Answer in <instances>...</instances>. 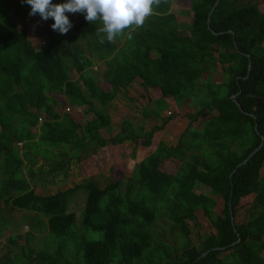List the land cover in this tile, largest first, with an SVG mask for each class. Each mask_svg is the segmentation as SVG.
I'll use <instances>...</instances> for the list:
<instances>
[{"label": "trees", "instance_id": "1", "mask_svg": "<svg viewBox=\"0 0 264 264\" xmlns=\"http://www.w3.org/2000/svg\"><path fill=\"white\" fill-rule=\"evenodd\" d=\"M187 1L188 33L169 12V0H162L132 40L103 44L96 33L99 25L78 13L75 19L69 16L74 26L64 38L49 21L44 44L33 48L25 32L4 10L0 13V218L4 211L35 213L58 239L51 253L26 248L27 264L58 259L62 264H264V12L239 0ZM99 62L106 90L88 70ZM205 69L219 72L220 81L213 84ZM202 77L206 99L197 101L199 109L188 117L176 145L158 142L134 165L122 190L121 179L111 178L101 185L85 180L62 192L37 195L20 178L19 144L63 148L85 157L124 143L150 147L153 134L170 120L160 118L163 99L177 105L195 100ZM136 79L158 98L150 112L159 124L146 131L122 120L118 132L104 139L100 133L108 130L111 102ZM65 108L71 113L83 108L84 122ZM195 122L199 127L191 128ZM170 159L178 162L173 175L159 170ZM200 186L209 195L195 193ZM79 190L84 202L75 227L68 198ZM247 196L251 203L238 221L239 202ZM216 199L222 201L218 214ZM196 212L214 230L197 246L188 241V223L196 220ZM160 217L169 238L180 245L154 240L152 227ZM89 231L100 238L92 239Z\"/></svg>", "mask_w": 264, "mask_h": 264}, {"label": "rangeland", "instance_id": "2", "mask_svg": "<svg viewBox=\"0 0 264 264\" xmlns=\"http://www.w3.org/2000/svg\"><path fill=\"white\" fill-rule=\"evenodd\" d=\"M242 4H254L260 12H264V0H239ZM53 3H56V0H53ZM170 9L169 12L173 14L176 18V21L180 27V30L188 33V28L190 25V14L188 12V1L187 0H169ZM0 5H4L5 9L0 6V13L3 10L7 13L5 16L14 21L17 28L25 32L26 37L32 42L34 46H37V42L44 41V36L46 30L49 28V23L54 22L52 19L44 21L37 14L36 16H29L30 6L26 3H21V0H0ZM13 8V9H12ZM68 16L72 18H76L78 13L72 14L67 13ZM60 38H64L65 36L59 34ZM264 46V42H263ZM101 64L100 62L90 69L93 72L95 78L99 77L101 72ZM204 73H208L207 69L204 70ZM205 76L210 77V81L215 84L218 83L221 79V74L219 72H210ZM98 80H100L98 78ZM204 78L196 84V95L195 100L192 102V99L184 104L177 105L171 98H166V106L165 110L160 111V118H170L168 123L166 124L168 128L172 126V132H167V134H163L162 132H156L153 134L151 139L150 149L153 151L158 141L163 142L169 146H175L177 143V139L185 130V125H188V117H191L199 108V104H197L198 100L206 99L204 95L203 84ZM98 84V83H97ZM98 86L105 90L106 85ZM134 91V90H133ZM133 98L128 101L120 100L117 102V111L109 112V115L112 119L111 127H114L111 131L115 133L119 130V124L122 120H129L133 126H142L146 131L149 130L152 126L158 125L159 120L156 119L153 115H151L150 110L154 107V103L156 100L155 95L148 90H144L143 88H138L133 92ZM152 99V100H151ZM154 101V102H153ZM129 102V103H127ZM164 102V103H165ZM112 105H114L111 102ZM143 108L146 110L147 116L143 114ZM155 108V107H154ZM64 111V110H63ZM68 113H71L69 111ZM73 113H71L72 115ZM198 128L199 123H191V128ZM133 145L130 143H125L122 147H118L117 149H113L114 154L112 160L105 164H101L94 171H90V177H96L101 175L106 178H118L122 181L121 190L124 188L125 179L131 176L132 169L135 164L138 163V160L144 157L149 151L146 150L141 155L137 154L136 151L132 147ZM42 144H36V146H30L27 148L28 150H47ZM54 150H64L63 148H51ZM102 163V162H101ZM109 165V166H108ZM26 168H30L27 171H32V168L27 164ZM78 164L76 166L75 171H72V174L69 179L62 186H59L58 183L53 187L48 188L47 185L42 187H34L35 193L38 195H48L49 192L52 194L56 192H61L63 189H69L75 186L76 184L82 182L85 178L81 179V177H87V172L83 173L82 169L76 171ZM178 167V162L166 160L162 162L159 166V170L166 174L173 175L176 172ZM25 168V169H26ZM80 171V172H79ZM261 177H264V163L260 171ZM102 180H100L101 183ZM98 182V180L96 181ZM99 184V183H98ZM101 185V184H99ZM34 192V191H33ZM197 194L209 195V191L206 188L199 187L195 190ZM68 211L74 213L75 227L80 226L81 222V213L84 202V194L79 190L76 191L70 198H68ZM252 196H247L239 202V211L237 213V220L240 221L244 213L246 212V206L251 203ZM222 209V201L221 199H216V213L218 214ZM3 218H0V228L5 229L0 236V262L3 264H27L25 261L26 248H29L35 252H53L56 249L58 239L53 235L47 233L44 228V223L40 218L29 220L28 215L22 213L21 211L12 210L10 212L4 211L2 213ZM196 220L194 222L188 223L189 228V236L188 241L191 245L197 246L201 239L206 236L208 233H213L214 230L208 224V222L201 216L199 212L195 213ZM33 224H32V223ZM32 225L35 226L34 229H28ZM153 238L156 241L167 242L168 244H179L177 238L170 239L169 238V230L168 225L165 222V219L161 217L157 220V222L152 227ZM88 235L94 240L100 238V233L97 232H88ZM19 236V239L17 238ZM9 239L12 240L10 243ZM264 240V237H263ZM15 241V242H14ZM25 242L27 243L26 245ZM13 243V244H12ZM180 245V244H179ZM62 260H56L55 264H62Z\"/></svg>", "mask_w": 264, "mask_h": 264}, {"label": "crops", "instance_id": "3", "mask_svg": "<svg viewBox=\"0 0 264 264\" xmlns=\"http://www.w3.org/2000/svg\"><path fill=\"white\" fill-rule=\"evenodd\" d=\"M47 22L49 23V26H50V22L49 21H47ZM46 31H48V29ZM45 39L46 38L44 36V40ZM27 40L29 41V43L31 44V46L33 48L39 47L40 41L37 42L38 43L37 46H34L28 38H27ZM97 64L98 63H96V65ZM91 68H89L88 70H89V73L93 75L92 70H90ZM100 69L102 70V66ZM85 72H84V74H85ZM98 78H96V80H98ZM98 84L101 86L106 85V87H107V84H105V82L102 80H98ZM140 87H141L140 82L137 79L128 83L123 89H121L119 91V93L116 95V99L114 101H112V103L114 105L111 104L109 112L117 111V109H116L117 104H118L117 102H119L120 100H123V102L128 101L129 99L131 100L134 97L133 92H135V90H138V88H140ZM105 90H106V88H105ZM148 91H151V90H148ZM157 99L158 98H156V100ZM165 99H163L164 102H165ZM58 101H60V103L62 105L65 104V100L63 97H59ZM193 101L194 100H192V102ZM127 103H129V102H127ZM165 104H166V102H165ZM166 108L168 109L167 106H166ZM56 110L59 111L60 109H56ZM74 114H77L79 116V122L80 123L84 122L83 108L76 110L75 113H73V115ZM111 123H112V119L109 115L108 130L106 129L105 132L101 131V133H100L104 139H107L109 135L113 136L118 132V131H116L115 133L111 132L114 128V127H111ZM184 127L186 128L187 125H185ZM172 130H173L172 126L170 128H168L167 125H165L163 127V129L159 132H162V135H163V134H167V132H172ZM32 132L35 134L37 132V129H33ZM33 141L36 144L37 140L34 139ZM123 145H125V143ZM17 148L19 149V150H16L18 158L22 162V167H21L20 172H19L20 178L25 180L27 182L29 188L31 190H33L35 193L33 186L43 188V186L47 185V187L50 188V187H53L54 185H56L57 183L59 186H62L63 183H65L67 181V179L70 178L72 171H75L77 164H78V167L76 170L77 172L80 169H82L83 173L85 171L87 172V174H86L87 177H84V176L81 177V179L85 178L83 181H85V180L97 181L98 180V183L101 184L102 182L108 180L109 178H106L105 176L102 177L101 175H98L96 177H90V175H91L90 171H94L96 167L101 166V164H105V163L109 162L110 160H112L113 156L111 157V155L114 154L113 149H115V148L117 149L118 147H105V148H102L100 150H96L93 154H91L90 156H86V157L84 156V154H82V153L78 154V153L74 152L73 150H54V149H49V147L46 148L47 150H28L27 148H24L23 145H21V144L17 145ZM133 149L136 151L137 154H140V155L143 152H145L146 150H148V151L151 150L150 147L142 148L140 146H135V147H133ZM151 152H152V150L149 151L144 157L140 158L138 160V163L140 161H142L143 159H145ZM78 155L80 156L81 159H80V161L77 162L76 157ZM171 161H174V160H171ZM26 164L32 168V171H27L30 168H26L25 167ZM96 169L99 170V168H96ZM100 180H102L101 183H100ZM82 182H80L78 184H81ZM78 184H76V185H78ZM65 190L66 189H63L62 191H65ZM48 195H52V193L49 192ZM22 213H25L26 215H28L29 220L37 219L35 213H28V212H22ZM41 220L43 221L44 228H45V219L42 218ZM45 230H46V228H45Z\"/></svg>", "mask_w": 264, "mask_h": 264}, {"label": "clouds", "instance_id": "4", "mask_svg": "<svg viewBox=\"0 0 264 264\" xmlns=\"http://www.w3.org/2000/svg\"><path fill=\"white\" fill-rule=\"evenodd\" d=\"M30 6L29 16L37 14L42 20L52 19L53 31L66 35L74 26L67 13H80L89 24H98L96 33L101 44L117 38L133 39L149 17L155 14L162 0H21ZM42 42V41H41ZM40 47V45H39Z\"/></svg>", "mask_w": 264, "mask_h": 264}, {"label": "water", "instance_id": "5", "mask_svg": "<svg viewBox=\"0 0 264 264\" xmlns=\"http://www.w3.org/2000/svg\"><path fill=\"white\" fill-rule=\"evenodd\" d=\"M207 24H208V21H207ZM248 68H249V62H248V66H247ZM230 100L238 107V105H237V103L235 102V100H234V97L233 96H231L230 97ZM239 108V107H238ZM254 129H255V127H254ZM261 145V144H260ZM260 145L256 148V149H254L246 158H245V160L243 161V162H241L240 164H239V166L240 165H242V164H244L259 148H260ZM229 219H230V221H232V216H231V211H230V208H229ZM204 254H202L201 255V257L203 256Z\"/></svg>", "mask_w": 264, "mask_h": 264}, {"label": "built area", "instance_id": "6", "mask_svg": "<svg viewBox=\"0 0 264 264\" xmlns=\"http://www.w3.org/2000/svg\"><path fill=\"white\" fill-rule=\"evenodd\" d=\"M44 44V41L40 42L39 45L42 46ZM65 112H69V109L65 108L64 109Z\"/></svg>", "mask_w": 264, "mask_h": 264}]
</instances>
